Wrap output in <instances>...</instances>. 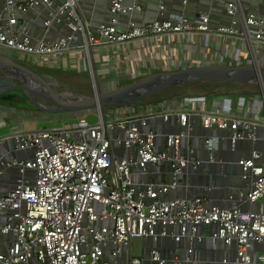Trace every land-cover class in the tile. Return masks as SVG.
I'll list each match as a JSON object with an SVG mask.
<instances>
[{"label":"built area","instance_id":"2783aa9c","mask_svg":"<svg viewBox=\"0 0 264 264\" xmlns=\"http://www.w3.org/2000/svg\"><path fill=\"white\" fill-rule=\"evenodd\" d=\"M81 1L0 0V46L43 66L81 50L86 55L82 68H90L104 46L119 60L132 51V42L144 37L213 31L224 37L218 63L264 64V0L260 9L247 14L237 0H213L224 3L228 16L214 29L205 12L192 21L183 15L163 18L160 0L157 16L143 23L136 18L140 4L108 0V19L92 24L79 12ZM39 8L46 12L44 34L54 24L64 26L66 33L34 39L22 19ZM204 101V95L181 98L188 106ZM177 102L160 116L167 121L175 115L180 130L165 133L162 144L148 123L153 113H136L133 105L104 108L96 123L78 119L14 131L9 136L13 147L0 156V177L17 175L11 183L0 179V264H143L144 258L130 253L135 238L152 240L147 260L154 264H264V151L252 146L247 157L238 159L243 186L228 194V206L205 196L167 197L187 168L195 170L203 161L222 162L215 154L220 138L213 135L202 138L205 158L195 157L190 113ZM251 109L246 104L234 112L226 107L221 112L200 110L198 123L227 130L222 139L235 150L244 140H264V131L257 134L260 124L249 118ZM17 151L22 152L20 158ZM165 165L167 183L134 180L136 174ZM159 239L174 242L177 252L171 257L161 254ZM207 240L213 256L200 258L198 244Z\"/></svg>","mask_w":264,"mask_h":264},{"label":"crops","instance_id":"0c3cea01","mask_svg":"<svg viewBox=\"0 0 264 264\" xmlns=\"http://www.w3.org/2000/svg\"><path fill=\"white\" fill-rule=\"evenodd\" d=\"M126 1L136 2L141 5L142 9L136 16L138 23L151 21L157 16V0ZM181 1L182 0H160V2L164 5L162 17L167 18L171 14L183 15L189 21H192L197 17V14L205 12L209 16V25L212 29H214L218 24L224 22L226 23L228 21L225 6L222 2H215L213 0H187L186 4L183 5ZM259 2L260 0H237V5L243 14H247L260 9L261 7ZM78 7L81 15H83V17L92 24L104 22L108 19V0H82ZM45 15L46 12L44 9L39 8L28 12L25 15V19H22L23 22L27 23V27L34 39L41 37H44L45 39H53L66 33L67 29L64 26L54 24L50 27V32L44 34L41 24ZM223 42L224 37L215 35L213 31L208 33H186L183 36L178 33H170L165 38L148 36L132 42V51H129L127 54H122V57L119 60L131 61L132 58L137 63V68L154 69L155 71L152 72L185 69L218 62L217 59L224 54L222 47ZM233 42L234 41H231L232 44ZM101 52L104 53L106 60H112V56L109 55L108 46H104V49ZM63 55L64 56H62L60 61H58L57 58V62L52 64V66L36 65L35 67L28 66L27 68L33 70L42 77L51 76L53 78H57V76L49 75L46 68H55L60 66L62 68L67 67L72 69L73 67H76L75 60L79 59L82 64L83 61L85 63L86 55L81 50H77L75 53H66ZM150 72L151 71H149L148 74ZM169 93L162 92L160 94H156L159 96L151 95L133 104V108H136V113H153L154 117L149 119L148 123L150 128L158 133L157 143H163V135L165 133H176L180 130L176 122L175 115H170L167 121H164L160 116V114L164 113L165 110L169 111L171 107H175V102L179 100V102H177L178 106L183 110L187 109L190 113V121H192L193 124L190 131V144L194 148L195 157H199L201 159L205 158L206 154L203 150L202 138L207 135H213L220 138L219 148L215 154L217 157L222 159V162L203 161L195 170L187 168V170L178 179L179 186L177 188L170 189L167 197L177 198L181 195L188 198L194 196H205L214 204L224 207L228 206L230 202L227 199L228 194L236 188L243 186L240 179L241 169L238 164V159L247 157L252 146L264 151V140H258L254 144L244 140L237 144L235 150H231L229 145L226 146L225 144V142H227L226 139H222L225 135L219 136V134H214V132H217L218 129H206L199 125L197 116L198 111L211 110L221 112L224 108L223 105L226 104L224 103L226 102L225 100L231 94L211 95L202 92L198 94L178 95L175 93ZM189 95H204L206 97V101L198 102L193 106L183 104L181 102V98ZM121 110H123V108H121ZM121 110L120 112L124 114L126 109L123 111ZM234 111L236 110L230 109V112ZM3 114V111L0 110V156L7 154L10 148L13 147V141L9 138V136L16 131V127H12L8 133L3 131L5 128V124L3 123L4 121L1 120L3 118ZM249 118L258 122L260 125L264 124V121L257 120L254 115L251 116V112L249 113ZM260 125L257 127L258 134L264 131V127ZM149 173L150 174H136L134 180L137 182L153 180L165 183L170 181V173L167 165L158 169L155 168ZM14 176V172H12L11 176L3 175L1 180L9 181V183H11L15 178ZM170 243L174 244L172 241H170ZM198 245L197 250L200 258L210 259L213 256V252L209 249L210 242L208 240ZM215 255H218V253ZM141 257L144 258L143 261H147V256L145 257V255H141Z\"/></svg>","mask_w":264,"mask_h":264},{"label":"rangeland","instance_id":"374dc122","mask_svg":"<svg viewBox=\"0 0 264 264\" xmlns=\"http://www.w3.org/2000/svg\"><path fill=\"white\" fill-rule=\"evenodd\" d=\"M0 54L11 58L12 60L26 66L35 67L37 64L31 56L27 59H22L18 51L7 49L0 46ZM103 53H98L92 58V64L90 68L84 65L82 68L81 60L76 61V67L74 68H62L57 66L55 68H46L49 75L57 76L53 78L51 76L43 77L47 82L50 83L52 88L57 91H65L70 95L77 94L79 97H88L92 95L95 89L98 94L106 93L117 86H122L128 83L135 82L141 77L150 73H154V69H143L137 68V63L131 58V61L127 60H106ZM37 60V59H36ZM88 64V63H87ZM93 75L94 81H92L91 73ZM149 73V74H150ZM46 74V75H48ZM58 74V75H57ZM233 83V82H232ZM231 83V85H232ZM234 84V83H233ZM238 84V83H235ZM225 85H230L229 83L221 82H202V83H188V85H183L176 88L164 91L163 93L178 94V95H188V94H198L205 92L211 95H220L225 92ZM235 86V85H232ZM239 93L231 94L225 100L226 103L223 105L226 108L236 110L243 109L246 104L252 105L251 116L254 115L257 120L264 121V100L262 98V93L256 83L242 84ZM19 92L18 90H14ZM193 91V92H192ZM219 93V94H217ZM176 95V96H178ZM227 95V94H224ZM257 95V96H254ZM68 98H73L74 96H67ZM250 99V100H249ZM252 100V101H251ZM249 101V102H248ZM248 102V103H246ZM44 107L51 106L50 103L44 102L40 98H36V102L27 96H5L0 97V110L3 111V118L5 128L3 131L6 133L10 132L12 127H16V130H35L42 128H50L55 126H60L62 124H69L78 119L87 120L90 123H96L98 121L99 111L96 108L90 107L79 111H51ZM262 104V106H260ZM50 108V107H49ZM227 130L219 129L214 134L219 136L226 135ZM258 134V133H257ZM226 146L229 145L228 139L225 138ZM222 144V145H225ZM22 152L17 151L16 156L20 158ZM14 177L17 175L14 173ZM3 176L0 177V179ZM218 185V184H216ZM2 187H0V190ZM165 239H159L157 241V247L161 254H165L171 257L177 252V245L170 243ZM152 244V240L135 238L132 240L130 253L134 256H139L147 254L148 248ZM143 264H152L147 261H143Z\"/></svg>","mask_w":264,"mask_h":264},{"label":"water","instance_id":"95a60500","mask_svg":"<svg viewBox=\"0 0 264 264\" xmlns=\"http://www.w3.org/2000/svg\"><path fill=\"white\" fill-rule=\"evenodd\" d=\"M91 78L94 81L92 73ZM192 82L196 84L202 82L256 83L264 99V64L231 65L227 62H216L185 69L154 72L135 82L117 86L106 93L97 94L94 89L92 95L79 97L77 94L70 95L65 91L54 90L42 76L0 54V94L18 90L27 94L35 102L39 97L44 102L50 103L51 106L48 108L42 104L41 107L51 111H79L90 107L100 111L107 107L133 105L143 98ZM147 262L154 264L148 260Z\"/></svg>","mask_w":264,"mask_h":264},{"label":"trees","instance_id":"16d2710c","mask_svg":"<svg viewBox=\"0 0 264 264\" xmlns=\"http://www.w3.org/2000/svg\"><path fill=\"white\" fill-rule=\"evenodd\" d=\"M221 83H225V82H221ZM226 83H229L230 85H225V92L224 94H227V95H230V94H237L239 93L240 89L242 88L241 85L244 84V83H238V84H233L232 82H226ZM235 85V86H232L231 85ZM114 89V88H111V90ZM179 89L178 87H176V90ZM193 92V91H192ZM160 94V93H159ZM5 96H27V94L19 91V92H15V91H8V92H4V93H1L0 94V97H5ZM156 96H159V95H156Z\"/></svg>","mask_w":264,"mask_h":264},{"label":"flooded vegetation","instance_id":"af4514ba","mask_svg":"<svg viewBox=\"0 0 264 264\" xmlns=\"http://www.w3.org/2000/svg\"><path fill=\"white\" fill-rule=\"evenodd\" d=\"M28 97V96H27ZM39 98V97H38ZM41 99V98H40Z\"/></svg>","mask_w":264,"mask_h":264},{"label":"bare ground","instance_id":"6f19581e","mask_svg":"<svg viewBox=\"0 0 264 264\" xmlns=\"http://www.w3.org/2000/svg\"><path fill=\"white\" fill-rule=\"evenodd\" d=\"M97 92V91H96ZM98 94V93H97Z\"/></svg>","mask_w":264,"mask_h":264}]
</instances>
